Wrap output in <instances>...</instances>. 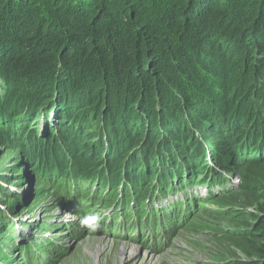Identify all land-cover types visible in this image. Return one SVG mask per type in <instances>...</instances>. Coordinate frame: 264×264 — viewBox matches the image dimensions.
Segmentation results:
<instances>
[{
    "label": "trees",
    "instance_id": "16d2710c",
    "mask_svg": "<svg viewBox=\"0 0 264 264\" xmlns=\"http://www.w3.org/2000/svg\"><path fill=\"white\" fill-rule=\"evenodd\" d=\"M224 1L231 4L225 6ZM252 1L256 0H31L30 4L25 0L21 5L13 2L9 18L13 19L15 13L24 15L29 27L15 31L30 40L19 46L12 57L3 61L0 58V66H4L0 67V89L5 91L0 94V127H6L14 145L23 146L31 138L39 144L22 152H36L28 156L30 161L39 167V176L45 171L47 178H53L51 188L63 205L74 211H79V206L90 214L100 205L110 210L117 203L112 216L115 224L137 232L131 240L142 238L145 245L147 233L162 221L171 223L173 228L181 224L185 215L191 213L194 200L201 203L202 209L209 203L222 206L223 203L215 202L218 197L223 199L241 186L246 189L256 174L264 170V44H255L264 42V4L247 9ZM26 3L28 10L21 7ZM104 9L119 16L97 23L96 16ZM252 12L256 15L249 24L259 22L262 29L257 25L247 33L245 30L243 50H228L236 44L234 36L244 31L239 32L242 16L248 17ZM148 13L153 15L147 16ZM230 15L238 19L237 24L232 30L224 29L226 24L235 22ZM10 21V25L15 23ZM231 31H236L235 35ZM220 34L224 37L217 36ZM94 35L111 37L113 41L92 40ZM210 36L219 39L206 42ZM130 42L131 49L127 47ZM127 49L135 51V55H126ZM156 54L170 58L163 62ZM84 69H94L96 76L85 74ZM75 89L78 95L72 96ZM47 117L53 123L45 134H39L34 124ZM87 134L85 144L82 143L91 152L95 148V152L85 157L77 144L79 135ZM95 136L96 142L90 144ZM116 148L123 151L122 155L115 154ZM46 163L51 164L47 170ZM197 164L199 168L194 169ZM108 165L123 169V189L128 192L123 199L122 193L117 192L121 179L106 182L101 193L90 194L80 185L79 180L90 181L107 173ZM127 166L132 168L131 176L126 174ZM175 166L179 172L182 166L193 169L189 174L194 181L179 186L182 198L188 202L176 201L171 208L164 207L163 213H157L154 209L164 203L157 195L159 191L152 196L150 206L148 198L139 197L152 183L144 177L153 171L151 179L172 181L176 177L178 181L181 177L173 171ZM225 173L240 179V187H230ZM78 176L79 180H75ZM196 176H201V182L195 181ZM0 181V193L16 197L4 187L14 182L8 176ZM190 183L207 186V197L197 198L198 191L195 195L189 192ZM73 185L78 187L76 193ZM153 188L151 184L150 190ZM106 189L111 193L103 195ZM144 194L150 195L148 189ZM16 198V202L21 199ZM119 202L128 208L133 205L137 216L125 212L126 221L121 223ZM0 204L12 212L10 204ZM258 207V213L251 215L254 219L248 224L249 232H239L236 241L250 243V239L257 237L264 241V201ZM0 213L6 224L11 223L10 216L6 217L1 210ZM95 214L99 216V212ZM41 225L31 245L20 248L25 250V264H37L40 257L52 250L51 242L43 235L51 228L47 223ZM6 228L10 226L6 225L3 233L8 231ZM0 238V261L9 263L3 248H10L7 246L11 237L1 234ZM257 252L261 258L255 264H263L264 246Z\"/></svg>",
    "mask_w": 264,
    "mask_h": 264
},
{
    "label": "rangeland",
    "instance_id": "374dc122",
    "mask_svg": "<svg viewBox=\"0 0 264 264\" xmlns=\"http://www.w3.org/2000/svg\"><path fill=\"white\" fill-rule=\"evenodd\" d=\"M30 1L31 0H28L29 4ZM261 1L262 0L252 1L249 4L251 7H247V9H256L257 3H261L260 6L264 4V1ZM13 2L21 5L25 0H0V58H3L1 61L6 60L8 57H12L11 54L14 53L19 46L27 43L26 40H30L27 37L23 38L20 33L15 31V28H20L24 31L29 27L27 19L23 17L24 15L22 16L20 13H15L12 17L13 19L9 18V15H11L9 7L12 6ZM224 4H226L225 6H228L231 3L224 1ZM21 7L28 10L27 3L25 6ZM262 9H264V7H262ZM103 11V13H99V15L96 16L97 19L95 21L97 23L104 18L119 16L117 13L110 11L109 9H104ZM59 12H61L60 9ZM228 13L229 11L227 14ZM262 13L264 14V11H262ZM151 15L153 14H147V16ZM255 15L256 12H252L248 13V17L242 16L243 21L241 22V25H243V27L239 32L243 29L244 31L240 32L239 35H235L236 31H231L232 35H235L233 40L236 41V44H232L231 48H227L228 50H243L242 43L247 39L246 33L250 28H256L259 23L254 22L252 25L249 24L248 21ZM230 17L234 18L233 15H230L229 18ZM229 18L227 20H229ZM10 20H12V23L15 21V23L10 25ZM237 21L238 19H235V22L226 24L224 29L231 28L230 30H232V28L236 26ZM18 24L21 25V27H18ZM258 29L261 30L262 25H258ZM128 32L129 31H127V33ZM217 36L220 38L224 37L223 34ZM91 37L92 40L98 38L99 42H103L107 39L113 41L110 39L111 37L104 38L101 35H94ZM119 37L120 36H118V38ZM235 37H238V39ZM192 38L196 39L193 35ZM217 39L219 38L216 37L215 39L213 36H210L205 41L215 42ZM136 40V38L133 39L132 44ZM132 44L131 42L127 43V47L129 48ZM255 44L263 45L264 42ZM134 52L135 51L132 52L127 49L126 55L130 54L131 56H134ZM155 57L163 62L170 58V56H166L163 59V56H160V54H156ZM174 62L175 61H173V63ZM0 67L4 66L1 65ZM84 72L85 74H90L94 72V69H91L90 72L84 69ZM92 75L96 76L95 73H92ZM110 83H112V81ZM110 83L107 84L110 86L115 85V83ZM3 92H5L4 89H0V94H3ZM170 94H172V91H170ZM208 94L212 96V92H208ZM71 95H78V90L75 89L74 93ZM85 95L86 93L83 94V97ZM113 110L115 113L117 112L115 108H113ZM119 111H121V109ZM49 114L52 116L53 110L52 112H49ZM44 115L45 112L40 114V117ZM9 122L11 123L12 120L10 119ZM52 123L51 117H47L40 123L36 122L34 124L37 125L36 127L38 128L36 132H39V134L44 132L45 134V131L48 130ZM5 129L6 127H4V125L0 127V179L1 177L8 176L14 183L12 182L13 184L7 186L4 184V187L8 188L11 192L14 191L18 193L16 194V197H21V199L18 200V203L15 201L17 200L16 197L12 199L7 197L4 193H0V201H4L7 205L10 204L13 207L12 212H9L7 208L8 206L0 204V210L4 212L6 217L10 216L9 219H11V223L6 224V222L0 218V235L6 234V236L11 237L8 242L9 245L7 246L10 248H3L4 252L8 254L6 258L10 259V262L4 263L0 261V264H25V250L20 248L31 245L30 243L33 242V238L38 237L36 232L40 229L42 226L41 224L43 223H47L50 228L59 230V232L48 236L50 237L48 240L51 242L50 247L52 250L50 253L45 254L43 258L40 257L37 264H93V254H90L88 251L84 253L83 245H87V243L96 240H100L102 242L101 244L107 246L116 245L120 249L126 247L128 254L130 252L132 253V251L135 252L131 259H126L128 254L126 255V258H121L118 254L108 256L107 253H104L103 256L100 257L104 264H118L119 260V264H150V261H146L149 257L154 259L153 261L158 262V264H231L232 262L234 264H255V261H259L258 258H261V255L257 251L264 246V241L257 237V239H250V243H247L236 241L237 238L235 237H237L239 232H249L248 224H251V220L254 219L251 215L258 213V204L264 201V170L256 174V179H254L253 183L247 184L246 189L242 186V188L240 187L242 184L241 180L236 182L234 177L225 173V176H227L230 181L229 186L232 188L240 187V189L233 194L225 196L223 199H219L218 197L215 202L223 203L222 206L216 205L217 203H209L205 204L202 209L201 203L194 200V203H192L189 209L191 213L185 215L181 224H178L176 225V228H173L171 223H164L162 221L160 225H157L154 229L151 228L147 233L146 240L144 241L146 244L144 245V243H142L143 239L132 241L131 238H136L138 233L133 232L124 226L121 227V225L117 227L115 219L101 224V222L105 221L103 215L102 219L99 221L93 220L86 225H82V220L87 219V221H89L90 217L94 218L95 213L91 214L89 217L84 215L83 212L82 214L70 213L68 207L63 205L62 201H59L54 195V189L51 188L53 178H47L45 171H42V175L39 176V172L37 171L39 167L36 168L35 163L30 161L29 157L31 155L34 156L36 152H28L26 154L22 152L23 150L26 151L27 148H34L39 144L33 143L31 138L28 143H25L23 146L14 145V138ZM87 136L88 134L86 136L79 135L81 142L78 141L77 144L80 148L79 150L82 154L84 153L85 157H87L88 153L95 152V148H92L91 152L88 145H83ZM96 137L97 136L94 137V140L90 144L96 142ZM55 139L58 140L56 137ZM61 139H63V137ZM75 142L76 141H74V143ZM18 148H21V150ZM102 149H104V146H101L100 151H103ZM122 153L123 151L120 149H115L116 155H122ZM111 158L112 156H110V159ZM35 161H37V159ZM37 162L40 165L39 161ZM199 165L200 164H197L194 169L199 168ZM49 166H51V164L46 163L44 169L47 170ZM127 168L126 174L131 176L132 168L131 166H127ZM175 168L177 169H173V171H178L180 175L177 176L181 177L178 181H176V177L172 181H164L163 179L155 178L151 179L153 173L152 169H150L152 173H148L147 177H144L145 179L152 180L150 186L151 184L159 185V193L157 195L162 197L164 203L161 207L154 209L157 213H163L162 208L164 207L171 208L176 201L188 202L185 198L181 197L183 193L181 189H179V186L187 181H194L192 174H189V170L193 169L187 170L182 166L179 172V168L177 166H175ZM106 170L108 171L107 173H101L96 179H91L90 181L79 180V176L76 177L75 180H79L80 185L84 186L83 188L86 192L98 191L101 193L106 182L109 180L116 182L118 179H121L123 175V169L120 171L118 166L112 165V168H110L108 165ZM157 172L160 171L157 169ZM200 177L201 176H196L195 181L201 182L199 181L201 180L199 179ZM121 181L122 179L117 186V192L122 193L123 197L121 199H123L128 192L124 191V182ZM147 187L149 188V186ZM15 188L17 190H15ZM187 189L189 192L193 193V195L198 191L200 195H197V198L201 195L207 196L209 194V188L207 186L201 187V184L195 185L190 183ZM1 190L2 189H0V191ZM162 191L167 192L166 194L161 195ZM107 192L106 189L102 194L107 195ZM108 193H111V191ZM155 194L156 190L152 192V196ZM140 197L143 198L142 196ZM150 199H152V197H150ZM194 199H196V197ZM213 200H215L214 197ZM15 204H18V206ZM118 205V210L123 207V209L128 210L132 216H137L138 211H135V208H128L126 204L125 206H122L123 202H119ZM115 207L116 206H114V208ZM96 211H101V214L108 215V212H104L101 205L96 208ZM189 211H186V214ZM74 219H77V224L72 226L71 221ZM124 221L122 220L121 222ZM6 225H8V227L10 226V228H6L8 231L3 233V228H5ZM67 230H70L71 232H67ZM24 231L28 232L29 235L22 236V234H26ZM78 233H81L84 236L79 238L77 235ZM0 244H2V238H0ZM1 258L2 254L0 253V259ZM117 258H119V260L116 263Z\"/></svg>",
    "mask_w": 264,
    "mask_h": 264
},
{
    "label": "bare ground",
    "instance_id": "6f19581e",
    "mask_svg": "<svg viewBox=\"0 0 264 264\" xmlns=\"http://www.w3.org/2000/svg\"><path fill=\"white\" fill-rule=\"evenodd\" d=\"M256 20V19H255ZM203 139V138H202ZM170 167V166H169ZM172 172V170H171ZM170 172V173H171ZM173 173V172H172ZM174 174V173H173ZM177 175H180V174H177ZM173 176V175H172ZM178 177V176H177ZM182 181V180H181ZM73 224L76 223V220L72 221ZM82 237V236H81ZM80 237V238H81ZM102 242L100 240H96V241H91L89 243H87V245H83L84 248H83V252L86 253V251L90 252V254H93V264H104L103 263V260L100 259L101 256H103L104 253H107L108 256H111L113 254H118L119 257L121 258H126V255L128 254L127 252V248L124 247L123 249H120L118 246L116 245H110V246H107V245H103L101 244ZM137 251V250H136ZM135 252L132 251V253L130 252L128 255H127V258L126 259H131L133 254ZM89 254V255H90ZM151 255V254H150ZM149 255V256H150ZM119 260V258L116 259V263L117 261ZM154 259H151L150 257L146 260L147 262L150 261V264H158V262H155L153 261ZM120 260L118 261V264H119ZM108 264V263H107Z\"/></svg>",
    "mask_w": 264,
    "mask_h": 264
},
{
    "label": "clouds",
    "instance_id": "9594fccd",
    "mask_svg": "<svg viewBox=\"0 0 264 264\" xmlns=\"http://www.w3.org/2000/svg\"><path fill=\"white\" fill-rule=\"evenodd\" d=\"M87 223H88L87 219L81 221L82 225H86Z\"/></svg>",
    "mask_w": 264,
    "mask_h": 264
}]
</instances>
